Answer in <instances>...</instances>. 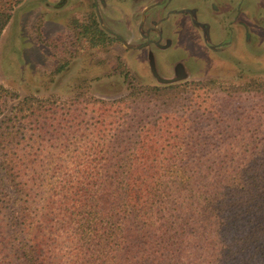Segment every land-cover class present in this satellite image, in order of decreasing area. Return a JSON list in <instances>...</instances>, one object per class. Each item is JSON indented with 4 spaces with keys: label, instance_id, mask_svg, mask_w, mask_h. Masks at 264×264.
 I'll return each mask as SVG.
<instances>
[{
    "label": "trees",
    "instance_id": "obj_1",
    "mask_svg": "<svg viewBox=\"0 0 264 264\" xmlns=\"http://www.w3.org/2000/svg\"><path fill=\"white\" fill-rule=\"evenodd\" d=\"M23 1L0 0V38ZM79 28L82 46L119 40L96 17ZM130 87L71 101L100 150L69 170L38 168L25 133L56 129L68 101L13 107L0 125V264H264V80ZM15 97L0 82V113Z\"/></svg>",
    "mask_w": 264,
    "mask_h": 264
},
{
    "label": "rangeland",
    "instance_id": "obj_2",
    "mask_svg": "<svg viewBox=\"0 0 264 264\" xmlns=\"http://www.w3.org/2000/svg\"><path fill=\"white\" fill-rule=\"evenodd\" d=\"M157 1L160 0H97L96 4L95 0H24L15 8L0 38V82L17 97L9 98L3 106L1 127L9 123L13 107L25 96L56 95L68 101L59 114L52 116L56 129L39 131L27 126L25 133L38 139L26 146L39 154L38 168L73 169L78 165L76 156L97 154L100 150L90 139L94 137L88 122L92 117L84 114V104L71 102L81 92L113 99L125 95L135 83L211 78L243 83L252 77L264 80V0H244L239 14L236 7L240 0H228L226 5L221 0H174L171 8L166 6V14L171 13L167 41L172 40L167 55L180 71L169 65L160 73L152 67L148 49L136 48L143 40L138 36L142 14L146 11L150 19L155 13L151 7ZM97 5L103 25L133 39L127 44L134 49L120 40L96 47L81 45L76 38L79 25L86 24L91 17L99 21ZM213 5L223 6L225 14L219 15ZM199 7L200 29L184 12L193 14ZM228 9L230 17L225 22ZM206 22L211 25L210 42L205 41L201 32H206ZM226 24L232 28L229 38ZM148 26L150 22L146 21L144 27ZM124 64L129 78L124 76ZM77 115L84 119L74 120ZM59 233L66 236L61 230ZM56 237V241L61 240ZM66 245L59 244L58 251L69 253Z\"/></svg>",
    "mask_w": 264,
    "mask_h": 264
},
{
    "label": "flooded vegetation",
    "instance_id": "obj_3",
    "mask_svg": "<svg viewBox=\"0 0 264 264\" xmlns=\"http://www.w3.org/2000/svg\"><path fill=\"white\" fill-rule=\"evenodd\" d=\"M174 0H160L157 1L154 4V7H151L152 10H154V14L150 15V19L149 17L146 16V11L142 14L143 16V22L145 24L146 21L150 22V26H148L147 28L144 27V24L142 22V24L138 27V33L143 40L140 43V45H138L136 48H147V56L150 59L151 63H152V67L154 68V70H156V72H162V70H167L168 66L170 65L171 67H175V69L177 71H180V67L176 66L175 64H171L172 61H170V57H168L167 55V51L171 48L172 46V40H168V38H170V34H171V22H170V16L171 13L166 14V6L167 9L171 8L172 4H173ZM228 0H221V2L223 4L227 3ZM244 0H240L238 3V6L236 7V9H238L237 13H241L242 12V3ZM229 3V1H228ZM226 5V4H225ZM161 7L162 10H161ZM214 9L219 13V15L225 14V8L222 7H216L214 6ZM229 7V5H228ZM199 9L194 10V13H188V11H184L187 15H189L192 19V22L194 23V25L200 29V24L197 23V17H198V13H199ZM236 9H233V13L235 12ZM145 10H150V9H145ZM231 11L228 9V14H226V17L224 18V21L226 22L230 15ZM235 21V20H234ZM208 24V28L206 29V32H203V30L201 29L202 35L205 39L206 42H210V37H211V25L209 24V22H206ZM244 24V23H242ZM245 25V24H244ZM146 28V30H145ZM226 30L228 31V38L231 36L230 33L232 31V28H230L229 24H226ZM231 30V31H230ZM113 34V33H112ZM211 34V35H210ZM116 37L119 38L120 41H124V42H129L131 43L133 41V39H129L128 37H125L119 33L113 34ZM134 38V37H133ZM229 40V39H228ZM131 49H134V47H128ZM217 49V48H216Z\"/></svg>",
    "mask_w": 264,
    "mask_h": 264
},
{
    "label": "water",
    "instance_id": "obj_4",
    "mask_svg": "<svg viewBox=\"0 0 264 264\" xmlns=\"http://www.w3.org/2000/svg\"><path fill=\"white\" fill-rule=\"evenodd\" d=\"M95 2H96V4H97V0H95ZM96 9H97L98 19H99L101 25L105 28V30H107V31H109V32H112V33H114V34L117 35L116 32L112 31L111 29H109V28H107V27H105V26L103 25V22H102L101 16H100V14H99L98 5L96 6ZM123 43L126 44L128 47L131 46V45H128V44H127L126 42H124V41H123ZM131 47H133V46H131Z\"/></svg>",
    "mask_w": 264,
    "mask_h": 264
}]
</instances>
